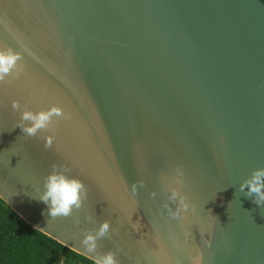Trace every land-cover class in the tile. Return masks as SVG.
Instances as JSON below:
<instances>
[{
	"label": "water",
	"instance_id": "1",
	"mask_svg": "<svg viewBox=\"0 0 264 264\" xmlns=\"http://www.w3.org/2000/svg\"><path fill=\"white\" fill-rule=\"evenodd\" d=\"M7 47L0 199L21 219L94 264H264V206L238 190L264 167V0H0ZM52 105L50 129L17 127ZM54 170L87 191L67 217L39 200Z\"/></svg>",
	"mask_w": 264,
	"mask_h": 264
},
{
	"label": "clouds",
	"instance_id": "2",
	"mask_svg": "<svg viewBox=\"0 0 264 264\" xmlns=\"http://www.w3.org/2000/svg\"><path fill=\"white\" fill-rule=\"evenodd\" d=\"M22 60V54L14 51L11 47L0 48V82L6 77L11 76L19 67V62ZM13 109H20V104L13 101ZM64 115L62 108L57 105H52L47 110L31 111L24 109L21 112L20 123L17 125L23 134L27 136H35L41 130H48L54 123V118H59ZM52 138L46 139L45 147H50ZM140 183H143L142 181ZM44 192L39 200L48 205L47 213L52 218L67 217L71 215L73 208H80L83 199L87 196L86 188L82 181L78 178L65 175L63 172L54 170L51 172L44 184ZM133 192L136 191V184L132 185ZM246 197L252 198L253 202L258 206H264V167H258L252 170L250 176L246 178L238 189ZM154 196L155 193H152ZM180 200V205L184 208L187 204L184 203V198L180 195L177 189H171L169 199L176 202ZM180 207L176 211L171 212L173 217H177ZM110 224L104 221L96 233L88 232L83 240L88 253H96L98 248V240L109 235ZM97 264H118L114 253L111 251L99 255Z\"/></svg>",
	"mask_w": 264,
	"mask_h": 264
},
{
	"label": "trees",
	"instance_id": "3",
	"mask_svg": "<svg viewBox=\"0 0 264 264\" xmlns=\"http://www.w3.org/2000/svg\"><path fill=\"white\" fill-rule=\"evenodd\" d=\"M0 264H94L32 228L0 199Z\"/></svg>",
	"mask_w": 264,
	"mask_h": 264
}]
</instances>
